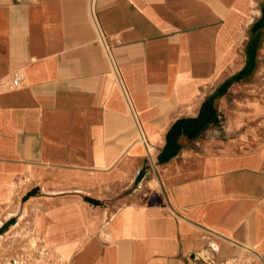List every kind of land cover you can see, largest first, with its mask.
I'll return each mask as SVG.
<instances>
[{"label": "crops", "instance_id": "1", "mask_svg": "<svg viewBox=\"0 0 264 264\" xmlns=\"http://www.w3.org/2000/svg\"><path fill=\"white\" fill-rule=\"evenodd\" d=\"M18 68L0 264H264V0H0Z\"/></svg>", "mask_w": 264, "mask_h": 264}, {"label": "built area", "instance_id": "2", "mask_svg": "<svg viewBox=\"0 0 264 264\" xmlns=\"http://www.w3.org/2000/svg\"><path fill=\"white\" fill-rule=\"evenodd\" d=\"M24 81L22 69H15L9 78L0 79V91L2 89L14 88L20 86ZM256 255H237L233 257L230 264H256ZM51 253L45 247H36L30 255L17 252L9 248L8 253L4 256L1 264H51Z\"/></svg>", "mask_w": 264, "mask_h": 264}]
</instances>
